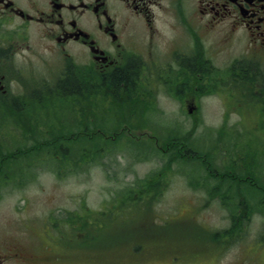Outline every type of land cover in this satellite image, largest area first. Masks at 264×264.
<instances>
[{
	"label": "rangeland",
	"instance_id": "374dc122",
	"mask_svg": "<svg viewBox=\"0 0 264 264\" xmlns=\"http://www.w3.org/2000/svg\"><path fill=\"white\" fill-rule=\"evenodd\" d=\"M204 46L210 59L193 61L192 71L170 60L169 94L151 91L144 81L154 107L128 121L132 131L117 134V145L86 161L72 155L65 140L59 152L45 153L48 129L25 107L17 104L14 114L0 117L2 152L31 148V156L11 160L0 172V264H172V256L177 264H264V73L250 66L248 82L222 86L230 64L245 55L246 41ZM41 52L46 63L30 50L29 74L40 69V79L51 80L48 73L56 74L63 59ZM176 56L186 60L182 50ZM37 82L27 80L31 88ZM192 98L196 109L188 113ZM105 130L101 138L114 135ZM198 156L201 166L190 161ZM6 158L0 155V167ZM156 169L162 176L148 178L154 183L136 182ZM125 188H144L139 195L149 201L142 208L139 201L120 205ZM99 209L124 219L114 222L107 214L101 228L87 226L85 217ZM230 232L236 238L226 243L229 237H221Z\"/></svg>",
	"mask_w": 264,
	"mask_h": 264
},
{
	"label": "flooded vegetation",
	"instance_id": "af4514ba",
	"mask_svg": "<svg viewBox=\"0 0 264 264\" xmlns=\"http://www.w3.org/2000/svg\"><path fill=\"white\" fill-rule=\"evenodd\" d=\"M231 38L244 39L252 63L264 64V0H0V108L29 107L31 91L45 85L40 69L36 86L27 84L30 50L43 63L41 50H47L104 77L134 66L142 98L148 76L170 79V59L192 71L202 44ZM179 50L186 60L178 59ZM15 91L26 99L19 101Z\"/></svg>",
	"mask_w": 264,
	"mask_h": 264
},
{
	"label": "trees",
	"instance_id": "16d2710c",
	"mask_svg": "<svg viewBox=\"0 0 264 264\" xmlns=\"http://www.w3.org/2000/svg\"><path fill=\"white\" fill-rule=\"evenodd\" d=\"M238 68L245 77H241L238 73H233L235 71L228 72L226 77H224L227 83L235 85L236 79H239L242 83L250 80L248 79L249 76H247L249 65L242 63ZM135 74L136 68L134 66L115 70L105 77L94 76L87 68L69 69L61 75L55 84L40 92H36L31 99V105L23 109H28L26 110V115L28 117L31 116V120L44 125L48 129L50 139L42 145L44 152L46 153L45 150L49 154L51 152H59L60 148L62 149L65 146V140L70 145L67 149L73 151L72 155L76 153V157L86 161L92 156L91 153L95 155L101 148H107V146L112 144L117 145V134L119 133H115V131L123 119L126 120V125L130 126L128 121L131 118L137 121L147 109L151 108L145 100L139 98L137 92L139 88L136 87ZM236 84L237 86L242 85L240 83ZM103 128L110 129V132L114 130L113 138L110 140L102 139L98 133L90 135L88 132L93 129L102 131ZM169 145L170 143L167 144V146ZM73 146L76 147L75 150H73ZM167 149L170 150L169 147ZM30 150L31 148L29 147L21 152L20 150L2 152L0 147V155L7 156L6 161L0 167V172L4 171V167L9 168L8 164L11 160L16 162L15 158L21 159L31 156ZM63 150L65 151V149ZM192 150H194V147ZM67 155L69 157L72 156ZM62 157L64 159L67 158L65 153H63ZM190 161L198 166L202 165L201 156L194 157ZM167 164H170V161ZM161 171L157 172L158 176L161 175ZM157 175H153V177L156 179L155 176ZM255 178L257 179L256 176ZM147 183L154 182L150 179ZM260 184L262 183L260 182ZM256 185H258L257 182ZM257 189H260L259 185ZM252 191L254 194L257 190L252 189ZM125 192L120 201L123 206H128L136 200H130V195L133 192H130L129 189ZM254 208L256 207L254 206ZM121 216L116 215L115 218L119 220ZM104 219L102 214L91 212L85 217L84 223L87 226L94 225L96 228H100Z\"/></svg>",
	"mask_w": 264,
	"mask_h": 264
},
{
	"label": "bare ground",
	"instance_id": "6f19581e",
	"mask_svg": "<svg viewBox=\"0 0 264 264\" xmlns=\"http://www.w3.org/2000/svg\"><path fill=\"white\" fill-rule=\"evenodd\" d=\"M236 74H237V73H236ZM89 76H90V75H89ZM83 78H84V77H83ZM90 80H91V79H90ZM93 82H94V81H93ZM93 82H92V83H93ZM92 87H93V86H92ZM92 116H93V115H92ZM123 132H124V131H123ZM136 134H137V133H136ZM174 138H175V137H174ZM15 147H16V146H15ZM159 148H160V147H159ZM20 152H21V151H20ZM17 153H18V152H17Z\"/></svg>",
	"mask_w": 264,
	"mask_h": 264
}]
</instances>
